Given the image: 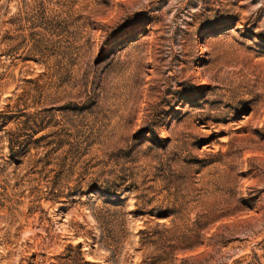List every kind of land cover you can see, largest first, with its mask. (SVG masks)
Returning <instances> with one entry per match:
<instances>
[{
	"label": "rangeland",
	"instance_id": "obj_1",
	"mask_svg": "<svg viewBox=\"0 0 264 264\" xmlns=\"http://www.w3.org/2000/svg\"><path fill=\"white\" fill-rule=\"evenodd\" d=\"M0 264H264V0H0Z\"/></svg>",
	"mask_w": 264,
	"mask_h": 264
},
{
	"label": "trees",
	"instance_id": "obj_2",
	"mask_svg": "<svg viewBox=\"0 0 264 264\" xmlns=\"http://www.w3.org/2000/svg\"><path fill=\"white\" fill-rule=\"evenodd\" d=\"M165 212H166L168 215L171 213V211L168 210V209H167Z\"/></svg>",
	"mask_w": 264,
	"mask_h": 264
}]
</instances>
